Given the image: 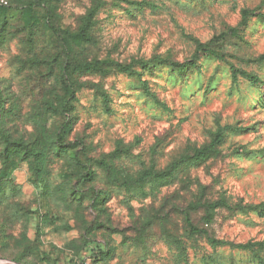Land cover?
Listing matches in <instances>:
<instances>
[{"label":"rangeland","instance_id":"rangeland-1","mask_svg":"<svg viewBox=\"0 0 264 264\" xmlns=\"http://www.w3.org/2000/svg\"><path fill=\"white\" fill-rule=\"evenodd\" d=\"M6 1L0 260L264 264V0Z\"/></svg>","mask_w":264,"mask_h":264},{"label":"built area","instance_id":"built-area-1","mask_svg":"<svg viewBox=\"0 0 264 264\" xmlns=\"http://www.w3.org/2000/svg\"><path fill=\"white\" fill-rule=\"evenodd\" d=\"M0 2L3 5H8L6 0H0ZM0 264H15V263H8V262H4V261L0 260Z\"/></svg>","mask_w":264,"mask_h":264},{"label":"trees","instance_id":"trees-1","mask_svg":"<svg viewBox=\"0 0 264 264\" xmlns=\"http://www.w3.org/2000/svg\"><path fill=\"white\" fill-rule=\"evenodd\" d=\"M201 48H203V47L201 46Z\"/></svg>","mask_w":264,"mask_h":264}]
</instances>
